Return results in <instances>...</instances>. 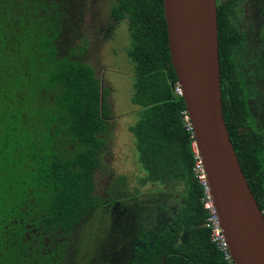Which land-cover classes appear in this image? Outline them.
<instances>
[{
    "label": "trees",
    "instance_id": "16d2710c",
    "mask_svg": "<svg viewBox=\"0 0 264 264\" xmlns=\"http://www.w3.org/2000/svg\"><path fill=\"white\" fill-rule=\"evenodd\" d=\"M90 1L0 0V264H74L79 228L104 204L97 172L113 178L110 202L126 192L117 188L125 176L114 180L111 167V91L87 61ZM216 3L223 115L264 215V130L249 124L243 0ZM110 16L129 37L130 101L141 111L128 130L139 183L160 188L166 199L160 224L139 231L128 264H228L206 226L163 1L116 0ZM259 37L264 42L263 30Z\"/></svg>",
    "mask_w": 264,
    "mask_h": 264
},
{
    "label": "rangeland",
    "instance_id": "374dc122",
    "mask_svg": "<svg viewBox=\"0 0 264 264\" xmlns=\"http://www.w3.org/2000/svg\"><path fill=\"white\" fill-rule=\"evenodd\" d=\"M116 0H91L85 15L84 34L88 38L87 61L105 87H109L113 117L109 119L111 138V167L114 180L125 176L124 185L116 192L120 198L110 202L107 190L113 185L110 172H97L96 194L103 205L97 207L79 228L78 256L74 264H128L132 247L138 242L139 231L155 229L163 218L166 199L160 188L140 185L137 152L128 126L140 115V107L130 101L133 66L127 57L128 32L124 23L114 22L110 16ZM124 22V21H123ZM241 28L245 32L242 58L247 103L252 119L249 124L264 130V42L259 34L264 23V0H243ZM258 59V60H257ZM163 213V214H162ZM166 214V212H165ZM80 246V248H79Z\"/></svg>",
    "mask_w": 264,
    "mask_h": 264
},
{
    "label": "water",
    "instance_id": "95a60500",
    "mask_svg": "<svg viewBox=\"0 0 264 264\" xmlns=\"http://www.w3.org/2000/svg\"><path fill=\"white\" fill-rule=\"evenodd\" d=\"M170 59L235 264H264V215L225 123L216 0H162Z\"/></svg>",
    "mask_w": 264,
    "mask_h": 264
},
{
    "label": "built area",
    "instance_id": "2783aa9c",
    "mask_svg": "<svg viewBox=\"0 0 264 264\" xmlns=\"http://www.w3.org/2000/svg\"><path fill=\"white\" fill-rule=\"evenodd\" d=\"M174 90L176 93L180 94L181 89L178 83L175 85ZM185 119H187V116H185ZM193 146L195 150V165H194L193 170L196 173V176L198 177L200 182L204 186L203 205L209 211V216L207 218L206 226L210 227L211 238L213 241H216L218 243L219 247L224 253L226 260L228 261V264H235L234 260L232 259L230 255L227 242L225 240V237L223 235V232L219 224L218 215H217L215 206L212 201V196L209 192L207 180L205 177V172L203 169V164H202L200 155L198 154V151L196 149L195 141L193 142Z\"/></svg>",
    "mask_w": 264,
    "mask_h": 264
},
{
    "label": "flooded vegetation",
    "instance_id": "af4514ba",
    "mask_svg": "<svg viewBox=\"0 0 264 264\" xmlns=\"http://www.w3.org/2000/svg\"><path fill=\"white\" fill-rule=\"evenodd\" d=\"M263 25V24H262Z\"/></svg>",
    "mask_w": 264,
    "mask_h": 264
}]
</instances>
